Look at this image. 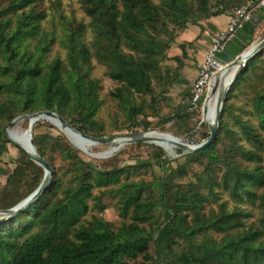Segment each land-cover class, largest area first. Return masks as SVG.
Returning a JSON list of instances; mask_svg holds the SVG:
<instances>
[{
  "label": "trees",
  "instance_id": "1",
  "mask_svg": "<svg viewBox=\"0 0 264 264\" xmlns=\"http://www.w3.org/2000/svg\"><path fill=\"white\" fill-rule=\"evenodd\" d=\"M45 1L0 0V158L11 143L5 127L42 111L58 113L82 133L101 136L104 126L96 115L104 105L99 96L103 87L91 75L93 59L107 66L109 77L118 84L110 96L122 107L129 126L138 127L136 120L143 117L141 125L149 130L158 116L156 88L163 81L162 63L178 34L170 26L182 31L258 0H76L89 21L69 22L62 16L63 35L58 38L67 59L57 55L51 63L46 57L57 34L43 25L50 16L39 11ZM263 20L264 16L257 24ZM181 48L185 51V46ZM263 51L247 63L228 92L213 144L184 155L183 165L151 182L121 181L125 175L128 178L127 168L103 169L88 163L64 138L35 133L34 128L38 154L53 167V153H59L75 174L59 196L62 180L53 171V179L36 201L0 223V264L137 260L139 264H264V84L249 97L248 107L237 108L232 101L235 91L257 74ZM195 115V111L169 113L159 125L187 124ZM204 136L207 140L209 133ZM21 153L23 160L0 192V211L18 205L44 179L42 168ZM152 159L160 167L177 162L162 149ZM217 167L223 169L219 179ZM188 171L195 186L177 187L176 176ZM95 189L99 196H94ZM106 194L122 197L119 210L124 221L117 228L103 217L87 218L91 209H104L100 201ZM247 204L261 210L256 221L249 222L252 211ZM167 222L163 255L156 235L160 224Z\"/></svg>",
  "mask_w": 264,
  "mask_h": 264
},
{
  "label": "rangeland",
  "instance_id": "2",
  "mask_svg": "<svg viewBox=\"0 0 264 264\" xmlns=\"http://www.w3.org/2000/svg\"><path fill=\"white\" fill-rule=\"evenodd\" d=\"M155 3H158L159 0H153ZM234 2L237 0H233ZM57 4V5H56ZM237 6H233L229 10H233ZM216 9H212L214 12ZM39 11H47L49 13V18L47 21L43 23L45 24L46 28L49 32H55L57 34V40L54 41L50 52L46 57V61L51 63L57 55L63 60L67 59L66 52L67 50L61 45L58 36L63 35V24L64 20L62 16L68 17L69 22H80L84 21L88 23L89 19L85 16V13L80 5V3L76 0H46L44 3L39 5ZM65 23H67L65 21ZM264 25V24H263ZM175 33H179L180 29L174 28L170 26ZM264 39V27L261 26L255 35V39L253 43L250 45L252 46L258 41H262ZM249 46V47H250ZM92 65L94 66L91 75L92 77L100 80L102 85V90L99 92L100 98L103 100L104 105L99 110L98 114L96 115L97 121L103 124L104 132L101 136L110 137V136H120L124 134H129L133 132H150V131H157L163 134H171L172 136L178 137L182 139V141L192 144V140L195 141V145H198L204 142L206 139L204 138L206 133H209V127L207 122H201L204 118L206 121H210L206 114H202V105L197 108L195 111L196 115L190 120L187 124L177 123L175 121L167 124V125H159L160 121L163 120L164 115H167L166 112L162 110L161 105L155 108L157 112V117L151 120V128L149 130H145L141 125L143 121V117H138L136 122L138 127H131L127 122V117L124 114L122 107L119 105L117 100H114L110 93L114 91L118 84L113 81L108 75V68L105 65H102L97 60L93 59ZM259 68L257 70V74H254L252 78L247 82L242 84L240 90L235 91V98L232 99L234 104L238 107H248L247 105L250 104L249 97L253 96L264 84V51L261 54V58L259 60ZM237 95V96H236ZM150 103V97L147 98V104ZM153 109L148 110L147 112L150 113ZM237 111V110H236ZM20 118V117H19ZM230 127L237 130V126L233 119H229ZM41 124H36V123ZM35 123V133H47L54 137L60 136L71 143L79 152L80 157L88 163H91L95 166H98L103 169H111V168H127L128 178L126 175L121 177V181H125L128 179L129 181H140L144 180L145 182H151L156 177L160 176H168L173 171L178 169L180 165L185 163L184 155L190 153H184L183 151L174 147L173 151L169 152L164 150V148L160 147L159 145L150 144V143H141V145L131 144L125 145L119 151L114 152L109 157H104L103 154L107 153L110 150H114L118 147V144H94L95 146L92 147L88 152H83L75 144H73L69 137L60 130L56 125L51 123L50 121H37ZM201 123L203 126H201ZM28 119H21L17 121L13 126L7 129V133L10 136L14 133H19L22 131H26L28 129ZM264 136V132H263ZM11 137V136H10ZM11 141V140H10ZM162 149L166 153V157L170 158L171 160H177V162H172L168 166L160 167L156 160L152 159V155ZM156 151V152H155ZM167 151V152H166ZM179 151H182V156L179 154ZM20 148L11 141L8 146V151L0 158V192L2 188L6 187L7 181L9 177L16 171L17 166L20 164V161L23 160V155ZM54 159V166L52 167L53 171H57L58 177L61 178V188L58 191V195L61 196V190L70 185V179L75 174L73 172V166L69 161H64L61 159L59 153H53ZM34 162V161H33ZM34 164L38 167V164L34 162ZM43 170V176H45V169L41 167ZM130 169V170H129ZM192 169L201 171L202 169L192 165ZM223 169L220 167L216 168V178L219 179L222 175ZM54 173V172H53ZM53 179V174L52 178ZM51 182V181H50ZM196 179L194 178L193 174L189 171L186 174L181 176H176L174 179V183L177 187L182 189H192L195 186ZM100 190H94V196L100 195ZM95 202L90 201V207L94 206ZM122 204V197H115L110 194H106L101 196L100 205L104 207L101 209H91L90 213L88 214L87 218H91L92 216L103 217L107 221L114 224L117 228L120 226L124 219L122 218L119 210V206ZM170 209H173V205L171 204ZM246 209L252 211V217L249 219V222L256 221L261 215V210L258 209L256 206L251 204L246 205ZM2 215H0V219H2ZM129 221V220H125ZM168 222L160 224L159 231L156 235V239L158 241V245L160 250L162 251L163 255H165V244L168 237ZM154 257L157 259L156 252L154 248L151 249ZM140 260L133 262L132 264H139Z\"/></svg>",
  "mask_w": 264,
  "mask_h": 264
},
{
  "label": "crops",
  "instance_id": "3",
  "mask_svg": "<svg viewBox=\"0 0 264 264\" xmlns=\"http://www.w3.org/2000/svg\"><path fill=\"white\" fill-rule=\"evenodd\" d=\"M230 15L231 10H227L222 15L209 17L198 24H189L177 34L168 51V59L162 63L163 81L156 88L158 105H161L167 114L179 115L192 109L191 95L198 75V65L211 46L212 37L227 28ZM263 16L264 9L237 34L219 55L222 61L231 63L242 51L249 48L255 39L256 31L261 26L264 27V20L257 24L258 19ZM182 45L185 46V51L182 50ZM177 58H181V61H177Z\"/></svg>",
  "mask_w": 264,
  "mask_h": 264
},
{
  "label": "water",
  "instance_id": "4",
  "mask_svg": "<svg viewBox=\"0 0 264 264\" xmlns=\"http://www.w3.org/2000/svg\"><path fill=\"white\" fill-rule=\"evenodd\" d=\"M255 46V47H254ZM252 51L249 54H246L247 51L252 48ZM264 50V39L258 43H255L254 45L250 46L248 49L242 51L234 61L229 63L227 70L223 76L220 77V75H216L215 77V83L212 88V96L217 94V101L215 105V116L213 117V120L206 121L209 127V138L205 140L204 142L198 144V145H192L189 143H186L182 141V139L172 136L174 138V145L176 148L180 149L184 153H194L198 152L201 150L206 149L209 147L213 142L215 141L219 129V123H220V115L221 111L223 109L224 101L228 95V92L230 91L231 87L237 80L239 74L241 71L245 68L247 63L254 57L256 56L259 52ZM236 68V69H234ZM234 69V71H232ZM233 72V76L229 82L226 81V74ZM209 98V95L207 96L206 100ZM206 103V102H205ZM203 105V111L202 114L204 115L205 112L208 113V108H206V105ZM55 118L59 121L60 125L66 129H70L71 131L75 132L76 134L80 135L81 137L88 139L92 141L94 144H116L119 143V146L116 147L115 152L119 151L122 147L125 145H131V144H136V143H150V144H155L154 142V137L150 135V133L157 132V131H150V132H133L129 134H124L120 136H110V137H104V136H93V135H88L85 133L80 132L79 130L75 129L70 123H68L61 115H59L56 112L53 111H42L38 113H33L31 115H26L24 117H20L9 123L5 127V131L7 134V137L9 140H11L13 143H15L20 150L27 155L32 161H34L36 164L39 166L43 167L45 169V176L44 179L39 186V188L32 193L29 197L21 201L18 205L13 207L12 209L0 211V215H2V219H0V223L7 221L8 219L14 217L18 213L22 212L24 209L29 207L34 201H36L46 190L48 185L50 184L52 174H53V169L51 165L43 159L37 152L36 147L33 142V129L34 125L37 121H41L44 118ZM21 119H28V129H27V134H28V142H29V147L24 148L20 146L14 139H12L8 133L7 129L11 126H13L17 121ZM201 122H204L201 120ZM156 145V144H155ZM165 150V149H164ZM167 152V151H166ZM114 154V153H112ZM112 154H107L103 155L104 157H109ZM177 155V156H182Z\"/></svg>",
  "mask_w": 264,
  "mask_h": 264
},
{
  "label": "built area",
  "instance_id": "5",
  "mask_svg": "<svg viewBox=\"0 0 264 264\" xmlns=\"http://www.w3.org/2000/svg\"><path fill=\"white\" fill-rule=\"evenodd\" d=\"M264 8V0L249 1L231 11L227 28L214 35L211 39V46L207 50L203 60L198 65V75L193 85L190 111H194L206 102L210 92L212 81L216 75L226 69L229 63H225L219 55L232 42L237 34L243 30L247 24L251 23L255 15ZM260 42V41H258ZM189 111V112H190ZM192 145H195L192 143Z\"/></svg>",
  "mask_w": 264,
  "mask_h": 264
},
{
  "label": "bare ground",
  "instance_id": "6",
  "mask_svg": "<svg viewBox=\"0 0 264 264\" xmlns=\"http://www.w3.org/2000/svg\"><path fill=\"white\" fill-rule=\"evenodd\" d=\"M255 47V46H254ZM253 47L250 48L249 51L246 52V54H249L252 51ZM236 69V68H234ZM234 69L232 71H234ZM227 68L224 69L222 72H220L218 75L223 76V74H225ZM231 73L226 74V81L229 82L233 76ZM215 83V79L212 81V85L210 88V92H209V98L206 100V108H208V113L205 112L204 114L207 115V117L210 119V122L213 120V117L215 116V105H216V101H217V94H215L214 96H212L211 92H212V88L214 86ZM203 111V110H202ZM42 120L45 121H50L51 123H53L54 125H56L60 130H62L70 139V141L75 144L77 146V148H79L80 150H82L83 152H88V150H90L92 147H94V143L88 139H85L83 137H81L80 135L76 134L75 132L71 131L70 129H66L64 127H62L59 123V121L55 118H44ZM203 121L206 122V120L203 118ZM151 136L154 137V142L156 145H159L162 148H166L167 151L171 152L173 151L175 145H174V138L172 137L171 134H163L160 132H153L150 133ZM12 139H14L20 146L24 147V148H28L29 147V142H28V134L26 131H22L19 133H14L10 135ZM119 146V143H116ZM116 149V148H115ZM114 150H110L107 153L103 154V155H107L110 153H114ZM165 149V150H166Z\"/></svg>",
  "mask_w": 264,
  "mask_h": 264
}]
</instances>
